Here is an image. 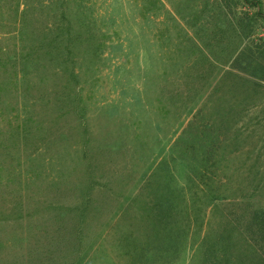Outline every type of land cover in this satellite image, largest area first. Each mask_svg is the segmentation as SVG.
I'll return each mask as SVG.
<instances>
[{
  "label": "rangeland",
  "instance_id": "rangeland-1",
  "mask_svg": "<svg viewBox=\"0 0 264 264\" xmlns=\"http://www.w3.org/2000/svg\"><path fill=\"white\" fill-rule=\"evenodd\" d=\"M256 1L0 0V264H264Z\"/></svg>",
  "mask_w": 264,
  "mask_h": 264
},
{
  "label": "trees",
  "instance_id": "trees-1",
  "mask_svg": "<svg viewBox=\"0 0 264 264\" xmlns=\"http://www.w3.org/2000/svg\"><path fill=\"white\" fill-rule=\"evenodd\" d=\"M244 1H245L248 5H253V6L258 7V9H259V10H258V13H259V14H262V12H261L262 7H261V3H260L259 1H256V0H244ZM213 200H214V198H213ZM262 229H264V225H263ZM171 235H175V231H173Z\"/></svg>",
  "mask_w": 264,
  "mask_h": 264
}]
</instances>
